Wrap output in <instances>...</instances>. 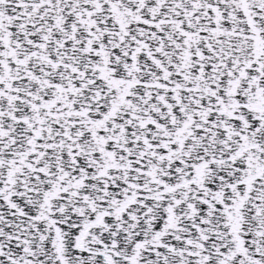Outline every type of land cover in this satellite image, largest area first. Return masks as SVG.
I'll use <instances>...</instances> for the list:
<instances>
[{"label":"snow or ice","instance_id":"6c2138e0","mask_svg":"<svg viewBox=\"0 0 264 264\" xmlns=\"http://www.w3.org/2000/svg\"><path fill=\"white\" fill-rule=\"evenodd\" d=\"M0 264H264V0H0Z\"/></svg>","mask_w":264,"mask_h":264}]
</instances>
